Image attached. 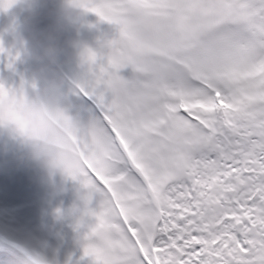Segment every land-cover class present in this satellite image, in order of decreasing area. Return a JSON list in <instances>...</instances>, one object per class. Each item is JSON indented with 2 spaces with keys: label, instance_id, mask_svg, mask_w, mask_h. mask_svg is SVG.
Wrapping results in <instances>:
<instances>
[{
  "label": "snow or ice",
  "instance_id": "obj_1",
  "mask_svg": "<svg viewBox=\"0 0 264 264\" xmlns=\"http://www.w3.org/2000/svg\"><path fill=\"white\" fill-rule=\"evenodd\" d=\"M85 11L113 37L77 86L101 113L82 146L98 203L81 261L264 264V0Z\"/></svg>",
  "mask_w": 264,
  "mask_h": 264
},
{
  "label": "clouds",
  "instance_id": "obj_2",
  "mask_svg": "<svg viewBox=\"0 0 264 264\" xmlns=\"http://www.w3.org/2000/svg\"><path fill=\"white\" fill-rule=\"evenodd\" d=\"M42 0H15L7 11L12 13L13 21L16 14L13 10L26 12L25 22L37 15ZM92 0H55L52 15L55 17L54 33L48 34L43 41L32 45L23 34H16L9 48L0 50L15 52L16 57L27 55L44 65L39 73L33 74L30 80L23 81L15 89L3 87L0 90V135L7 138L14 146L16 160L19 165L38 172L41 184L52 192L68 191L72 183L75 199L84 205L83 214L98 196L83 183L84 159L82 146L86 136H92L97 119H85L80 109L63 91L64 77L57 70V60L61 55H68L69 62L75 63L82 71L91 69L106 53L105 44L99 43L93 49L84 43H70L71 53H67L59 45V32L83 26L85 11ZM89 50L95 54L90 59ZM44 72H51L49 79ZM13 254L17 259L13 264H53L48 257L18 242H11Z\"/></svg>",
  "mask_w": 264,
  "mask_h": 264
},
{
  "label": "rangeland",
  "instance_id": "obj_3",
  "mask_svg": "<svg viewBox=\"0 0 264 264\" xmlns=\"http://www.w3.org/2000/svg\"><path fill=\"white\" fill-rule=\"evenodd\" d=\"M55 0H42L41 7L37 9V15L28 22H25L26 12L13 10L16 14V20L13 21L12 13L8 15L0 14V47L7 49L13 42L16 34H23L28 38L32 45L37 41H43L44 38L54 33L56 24L55 17L52 15L54 10ZM83 26L79 31L75 29H67L59 32V45L71 53L72 48L70 43H84L89 47L95 49L99 43L113 37V27L107 23L99 22V18L94 14L88 13L83 20ZM57 70L64 77L66 83L63 91L70 97V99L80 109L81 115L85 119H99L101 118L100 110L97 108L93 99L82 95L78 90V85L82 83L84 78V71L79 69L76 64L69 62L68 55H61L57 60ZM44 68L43 64L31 59L27 55H20L16 57L15 52H5L0 50V86L8 89H15L25 80H30L35 73L41 72ZM124 78H129L132 74L131 68L121 70L119 73ZM44 75L49 79L53 78L51 72H44ZM14 146L3 135H0V197H14L21 198L24 196L21 205L16 212L22 213L26 210L38 208L46 203L55 204L61 198L67 202L66 208L74 209L78 218L73 220V217L67 215V223L65 229L69 233L72 229L78 233V238L73 239L71 244L73 247L77 245L83 247L82 240L84 234L87 232V225L93 221L90 217L83 214L84 205L77 201L73 195L72 183L68 184V191L58 189L55 194L51 195V190L38 179V172L34 169H29L24 165H19L15 156ZM50 192V193H49ZM96 202L93 201L90 208H95ZM66 209H60L58 213L63 215ZM83 219V225L77 229V224ZM73 225V228H72ZM45 228L39 232L44 233ZM81 232H83L81 234ZM11 242L6 241L5 245L11 247ZM23 245V244H22ZM25 246V245H24ZM37 252H42L35 247L27 246ZM46 255V252H44ZM1 264H13L7 255L0 252Z\"/></svg>",
  "mask_w": 264,
  "mask_h": 264
},
{
  "label": "trees",
  "instance_id": "obj_4",
  "mask_svg": "<svg viewBox=\"0 0 264 264\" xmlns=\"http://www.w3.org/2000/svg\"><path fill=\"white\" fill-rule=\"evenodd\" d=\"M50 192L52 195L57 191ZM23 198L24 196H21L16 200L14 197H0V252L12 261L17 259L13 254L14 250L5 245L6 241L11 240L46 252L48 259L55 261L56 264H69V262L76 264L77 261H81L83 247L78 245L73 247L71 244V241L77 239L79 235L74 229L68 233L64 225L67 223V215L73 217V220L78 218L77 213H74L75 210L66 208L65 204L68 203L61 198L54 205L46 203L18 214L16 210L20 207ZM60 209H66L61 216L58 213ZM43 228L46 231L40 233L39 230L42 231ZM81 264H89L88 259L82 260Z\"/></svg>",
  "mask_w": 264,
  "mask_h": 264
}]
</instances>
